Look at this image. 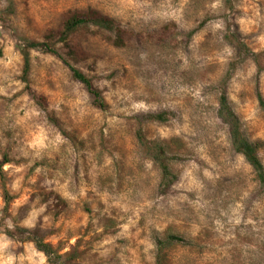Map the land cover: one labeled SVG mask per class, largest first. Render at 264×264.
I'll return each instance as SVG.
<instances>
[{"label":"rangeland","instance_id":"obj_1","mask_svg":"<svg viewBox=\"0 0 264 264\" xmlns=\"http://www.w3.org/2000/svg\"><path fill=\"white\" fill-rule=\"evenodd\" d=\"M88 8L116 21L122 44L82 26L55 49L104 110L52 53L30 50L22 81L24 40ZM224 81L264 164V0H0V264H264V190L216 115ZM138 129L176 158L166 190Z\"/></svg>","mask_w":264,"mask_h":264},{"label":"trees","instance_id":"obj_2","mask_svg":"<svg viewBox=\"0 0 264 264\" xmlns=\"http://www.w3.org/2000/svg\"><path fill=\"white\" fill-rule=\"evenodd\" d=\"M233 25V24H232ZM82 26H94L107 32H111L115 35L113 40L116 45L122 44L121 30L116 21L95 9L88 8L84 11L71 13L63 22L62 26L57 30H50L44 37L43 41H29L24 40L20 46V53L23 60L22 81L27 83V77L30 67L29 52L30 50H39L49 52L57 55L69 69L73 79L81 83L89 95L92 97L93 105L101 110L107 107V104L102 96L101 90L96 87L91 78L87 77L80 69L64 60L55 49L56 43H61L66 48H70L69 39L73 32ZM228 31L231 34H227L225 39L233 43L238 57L244 59L252 52L237 36V32L233 31L231 24L228 26ZM68 55H73L72 50L68 49ZM233 64L229 66V71L232 69ZM225 81L222 83L220 92L218 93L216 115L218 119L226 126L229 141L232 149L244 159V161L250 166L254 174V178L259 187L264 190V164L262 163L258 155V144L251 141L244 133L240 120L237 114L233 111L226 90ZM27 85V84H26ZM29 93L33 94L32 90L27 85ZM259 105L264 107V100L260 94L257 95ZM147 119L155 121L166 120V112H160L155 114H148ZM136 139L140 148L145 151L149 158L156 164L160 171L159 187L162 190H166L173 182L174 175L170 169V162L175 156H169L167 146L161 142L148 140L142 133L141 129L136 131ZM176 159V158H175ZM9 195L4 191L5 203L8 201ZM21 233H28L29 236L23 237L22 240L28 239L33 241L36 248L41 251L47 258L60 256L48 245L44 243L35 232L28 230H20ZM168 243L172 242H184V239L180 236L169 235L166 238ZM157 243H163L159 241Z\"/></svg>","mask_w":264,"mask_h":264}]
</instances>
